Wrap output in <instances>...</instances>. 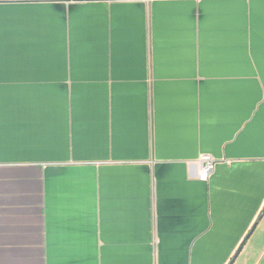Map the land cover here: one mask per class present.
Returning a JSON list of instances; mask_svg holds the SVG:
<instances>
[{
    "label": "crops",
    "instance_id": "crops-1",
    "mask_svg": "<svg viewBox=\"0 0 264 264\" xmlns=\"http://www.w3.org/2000/svg\"><path fill=\"white\" fill-rule=\"evenodd\" d=\"M0 264H264V0H0Z\"/></svg>",
    "mask_w": 264,
    "mask_h": 264
},
{
    "label": "built area",
    "instance_id": "built-area-1",
    "mask_svg": "<svg viewBox=\"0 0 264 264\" xmlns=\"http://www.w3.org/2000/svg\"><path fill=\"white\" fill-rule=\"evenodd\" d=\"M199 163L201 166L199 180L208 181L215 170L217 161L211 154H203L199 159Z\"/></svg>",
    "mask_w": 264,
    "mask_h": 264
},
{
    "label": "water",
    "instance_id": "water-1",
    "mask_svg": "<svg viewBox=\"0 0 264 264\" xmlns=\"http://www.w3.org/2000/svg\"><path fill=\"white\" fill-rule=\"evenodd\" d=\"M232 263V262H231Z\"/></svg>",
    "mask_w": 264,
    "mask_h": 264
}]
</instances>
